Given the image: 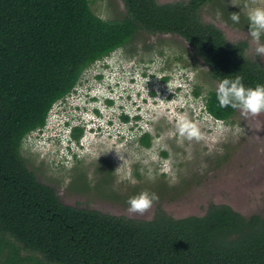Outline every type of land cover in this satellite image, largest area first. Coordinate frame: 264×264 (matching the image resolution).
<instances>
[{
    "label": "trees",
    "instance_id": "trees-1",
    "mask_svg": "<svg viewBox=\"0 0 264 264\" xmlns=\"http://www.w3.org/2000/svg\"><path fill=\"white\" fill-rule=\"evenodd\" d=\"M122 1L123 15L103 18L90 0H0V257L5 264H264V213L209 200L200 214L176 216L160 203L150 217L113 214L63 202L27 162L25 134L45 123L87 67L139 32L182 36L219 83L241 76L245 87L264 85V61L247 53L248 40L232 43L203 18L214 0ZM220 11L234 24L236 8ZM234 25L249 27L247 17L240 13ZM202 98L216 119L237 110L221 108L216 89ZM140 140L150 145L148 133ZM98 169L100 185L111 169ZM80 175L83 187L94 185Z\"/></svg>",
    "mask_w": 264,
    "mask_h": 264
},
{
    "label": "rangeland",
    "instance_id": "rangeland-1",
    "mask_svg": "<svg viewBox=\"0 0 264 264\" xmlns=\"http://www.w3.org/2000/svg\"><path fill=\"white\" fill-rule=\"evenodd\" d=\"M244 2L235 0L240 5ZM260 2L264 5V0ZM90 5L103 18H118L125 12L122 0H90ZM221 5H231L246 16L245 10L230 0H214L202 10L203 18L220 27L231 41L247 39V53L256 56L249 27L231 24L222 16ZM96 70L125 71L116 79L120 82L133 74L142 89V94L135 92L130 99L119 97L116 105L107 107V114L113 118L108 131L90 125L98 116L91 107L95 101L86 108L78 95L104 90L94 86L107 87L100 74L95 75ZM146 83L153 85V94H147ZM218 85L209 76L208 65L185 38L174 33L139 32L125 47L96 60L80 74L66 96L52 105L45 123L25 134L23 154L37 177L53 186L60 200L69 204L78 202L113 214L150 217L158 203L180 216L203 213L213 200L229 203L244 215L264 213V112L245 116L237 109L227 120L214 118L205 110L202 96ZM194 88L202 92L201 96L192 93ZM116 89V95L127 92L121 86ZM122 110L139 112L143 118L121 120L118 112ZM184 118L200 128L203 140L179 137L176 125ZM84 121H89L86 126ZM144 133L150 136L148 146L140 140ZM72 150H77V155ZM98 166L111 169V177L100 185ZM80 173L89 185L94 184L91 188L83 187ZM145 190L160 192L159 201L143 215L129 213L128 198ZM4 261L0 257V264Z\"/></svg>",
    "mask_w": 264,
    "mask_h": 264
},
{
    "label": "clouds",
    "instance_id": "clouds-1",
    "mask_svg": "<svg viewBox=\"0 0 264 264\" xmlns=\"http://www.w3.org/2000/svg\"><path fill=\"white\" fill-rule=\"evenodd\" d=\"M230 3L234 6H238L240 8L242 7L245 10V15L247 17L248 25H249L248 36L251 37L250 44L252 46V50L256 56L264 57V42H262V37H264V5L261 4L260 0H245L243 5L235 3V0H230ZM229 18L234 24H238L240 22V12L230 13ZM101 68H105V67L101 66ZM96 71L97 72H95V75L100 74V78L102 79L103 83L105 82V84H107V87L104 88V87L94 86L95 88H103L104 90L101 91L100 93L97 90L88 91V92L83 91L81 94L78 95L81 96L82 99L81 104L86 108H90L89 102L95 101V103L92 104L91 107L93 108V112H96L98 116L95 119L96 122L95 123L90 122L91 123L90 125L93 126L96 124L99 127V129L108 131L113 125V118L111 115L107 114L108 113L107 107H112L116 105L117 104L116 100L119 97L127 96L130 99L133 97L135 92L139 95L142 94L141 92L142 89L138 87V84L136 83L137 82L136 77L133 74L130 75L127 81L120 82L119 80L116 79L122 77L125 71H122L121 74L117 73L114 70H107V71L101 70L100 72L99 70ZM144 72H146V70ZM162 72H163L162 76H164L165 75L164 70H162ZM109 77L114 78V80ZM106 79L107 81H104ZM242 80L243 77L236 76L235 79H231V80L228 78H224L219 83L216 89V97L219 102V106L221 108L231 107L233 109H239L241 113L245 116H248L249 114L252 116H258L260 113L264 112V85L257 84L256 87L254 88L245 87V85L242 83ZM96 85H102V84H96ZM116 86H121L123 91H127V92L119 93L118 95H116V92L119 91L116 89ZM152 87H153L152 84H147V87H145V89L147 90V94L150 93L153 94V92L150 91ZM144 100H146V98ZM68 101H69L68 99H65V102ZM123 105H124L123 103L119 104V106L121 107H123ZM138 109L140 110L139 105H138ZM118 115L121 116V120H127V118H132L134 116H139L138 118L140 119L143 118L142 114L139 112H135L134 114H131L126 110H122L121 112H118ZM124 116H126L125 119ZM91 120L94 121L93 118H91ZM88 122L86 121L85 123H83V125L86 126ZM176 128L179 137H181L182 139H187L188 141L195 140L197 142L204 139V134L201 132L200 128L195 123L189 121L186 118L181 119L177 123ZM76 137L77 136L75 135L73 136V138ZM57 139L59 140V138ZM78 145L79 148L82 149V151L80 152H83L84 144L80 142L78 143ZM77 150L75 151L72 150L73 153H75V155H77L76 152ZM149 178L153 179V177H149ZM131 182L133 184L136 183V181L134 180ZM158 201H159V196L157 193L155 192L150 193L149 191L145 190V191H141L137 195L130 196L126 201V203L128 204L129 213H139L143 215L144 213L148 212L149 209H151L152 205L155 202Z\"/></svg>",
    "mask_w": 264,
    "mask_h": 264
},
{
    "label": "bare ground",
    "instance_id": "bare-ground-1",
    "mask_svg": "<svg viewBox=\"0 0 264 264\" xmlns=\"http://www.w3.org/2000/svg\"><path fill=\"white\" fill-rule=\"evenodd\" d=\"M144 99V98H143ZM96 125V124H95ZM104 131V130H103Z\"/></svg>",
    "mask_w": 264,
    "mask_h": 264
}]
</instances>
